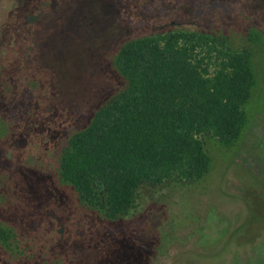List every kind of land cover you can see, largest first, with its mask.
I'll return each instance as SVG.
<instances>
[{"label":"rangeland","instance_id":"obj_1","mask_svg":"<svg viewBox=\"0 0 264 264\" xmlns=\"http://www.w3.org/2000/svg\"><path fill=\"white\" fill-rule=\"evenodd\" d=\"M59 5L56 2L51 9ZM69 8L72 16L54 23L44 54L40 51L37 58L39 53L25 51L17 41L16 29L21 23L11 15L14 0H0V217H13L27 236L25 245L31 244L34 250H40L49 236L48 228L59 238L65 230L71 231V222L51 215L48 223L42 216L44 181L39 168L25 165V157L21 158L25 159L23 166L14 162L13 151L22 145L26 131L8 132L10 117L15 113V126L23 125L15 110L23 108L29 92L37 96L57 91L59 105L73 108L95 91L100 94L97 102H104L108 94L124 88L125 82L114 63L128 36L109 22L104 1L73 0ZM176 26L153 36L149 46L124 60L130 70L141 75L140 90L120 104L111 117L110 133L97 146L114 166L115 174L130 181L147 175L152 178L165 165L176 173L184 171L188 138L203 137L201 124L216 126L213 123L237 109L232 53L212 41L193 37L189 23ZM232 34L234 47L253 50L258 83L246 106L248 122L231 147L223 146L212 133L205 135V144H211L213 176L198 188L182 189L178 204L170 206L171 223L167 220L164 229L185 233L180 246L171 242L183 250L174 247L177 252L172 264H264V46L250 42L242 31ZM45 60L49 64L44 65ZM197 98L200 103H195ZM6 111L9 117L3 114ZM36 152L30 154L32 160L37 159ZM54 159L48 158L49 163L54 164ZM166 182L157 189L144 187V191L153 190L150 197L154 200L173 202L178 187H169V179ZM194 220L204 221V234ZM184 221L187 226L176 230V222Z\"/></svg>","mask_w":264,"mask_h":264},{"label":"trees","instance_id":"obj_2","mask_svg":"<svg viewBox=\"0 0 264 264\" xmlns=\"http://www.w3.org/2000/svg\"><path fill=\"white\" fill-rule=\"evenodd\" d=\"M103 1L109 22L121 31V35L128 36L114 63L125 79L124 88L116 94H108L109 102L101 103L97 102L100 94L95 91L89 100L82 99L73 108L59 105L62 103L55 99L57 91L37 96L29 92L23 108L15 110L19 124L23 125L15 126V113L9 119L8 132L12 135L18 129L25 128L26 131L22 145L18 144L13 151L14 162L22 165L25 159L21 158L25 157V165L30 169H40L37 171L44 181L40 190L42 216L48 223L51 215L62 221L69 220L71 231L65 230L62 237L56 238L48 228L49 236L40 245V250H34L31 244L25 245L27 236L13 217H0V261L4 264H172L177 250L183 251L179 246L185 233L164 229L167 220L171 223L170 206L178 204L182 189L198 188L213 176L211 144H205L208 137L205 135L212 133L223 146L231 147L248 122L246 106L258 83L253 68V50L251 47L242 50L234 47L232 33L242 31L250 42L264 46V0ZM172 21L176 22L175 26L171 25ZM178 23H189L193 27V37L212 41L232 53L236 69L233 101L237 109L224 116V120L213 123L216 126L206 124V128L201 124L199 132L203 137L188 138L185 147L189 152L184 171L176 173L165 165L162 172L152 178L147 175L130 181L115 174L114 166L98 152L97 146L110 133L111 117L120 104L140 90L141 75L130 70L124 60L149 46L153 36L162 35L164 29L176 28ZM165 24L167 26L163 27ZM45 44L40 47L43 54ZM47 64L45 60L44 65ZM196 94L200 95V92ZM93 104L94 108L91 107ZM3 114L10 115L8 111ZM27 150L30 153L27 154ZM34 150L38 155L32 160L30 154ZM48 158H55V163L50 164ZM168 179L169 187H178L173 202L163 198L154 200L150 197L153 190L144 191V187L157 189ZM78 217L85 219L79 223ZM186 221L176 222V230L187 226ZM193 222H197L202 234L207 231L203 220ZM171 242H179V246Z\"/></svg>","mask_w":264,"mask_h":264},{"label":"flooded vegetation","instance_id":"obj_3","mask_svg":"<svg viewBox=\"0 0 264 264\" xmlns=\"http://www.w3.org/2000/svg\"><path fill=\"white\" fill-rule=\"evenodd\" d=\"M14 2L15 9L11 15L14 21L21 23L20 28L16 29L18 30L17 41L27 48L25 51L33 52L34 50L35 53H39L40 47L48 42L51 32L55 29L54 23L64 22L67 17L72 16V11L76 10L77 6L70 10L69 5L73 0H14ZM56 2L60 5L52 10L51 7ZM39 55L40 53L37 58ZM31 56L28 53V57Z\"/></svg>","mask_w":264,"mask_h":264},{"label":"water","instance_id":"obj_4","mask_svg":"<svg viewBox=\"0 0 264 264\" xmlns=\"http://www.w3.org/2000/svg\"><path fill=\"white\" fill-rule=\"evenodd\" d=\"M175 23H176L175 21H172V22H171V25H174ZM178 25H180V23H178ZM166 26H167V24L163 25V27H166ZM53 216H55V215H53ZM55 217L58 219L57 216H55ZM59 232H62V228L59 229Z\"/></svg>","mask_w":264,"mask_h":264}]
</instances>
